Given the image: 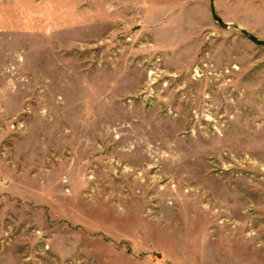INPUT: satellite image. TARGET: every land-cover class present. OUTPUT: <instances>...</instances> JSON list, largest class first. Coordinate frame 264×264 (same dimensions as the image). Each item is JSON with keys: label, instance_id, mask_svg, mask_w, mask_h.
<instances>
[{"label": "rangeland", "instance_id": "rangeland-1", "mask_svg": "<svg viewBox=\"0 0 264 264\" xmlns=\"http://www.w3.org/2000/svg\"><path fill=\"white\" fill-rule=\"evenodd\" d=\"M0 264H264V0H0Z\"/></svg>", "mask_w": 264, "mask_h": 264}]
</instances>
